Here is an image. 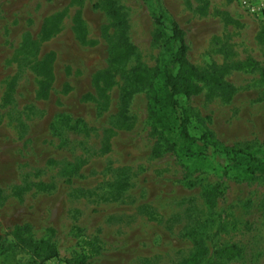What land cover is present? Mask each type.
I'll list each match as a JSON object with an SVG mask.
<instances>
[{"label": "rangeland", "instance_id": "rangeland-1", "mask_svg": "<svg viewBox=\"0 0 264 264\" xmlns=\"http://www.w3.org/2000/svg\"><path fill=\"white\" fill-rule=\"evenodd\" d=\"M116 1L124 63L109 60L105 0H0V264H264V8L159 1L189 61L229 85L179 101L193 136L256 159L233 162L178 135L152 0Z\"/></svg>", "mask_w": 264, "mask_h": 264}, {"label": "trees", "instance_id": "trees-1", "mask_svg": "<svg viewBox=\"0 0 264 264\" xmlns=\"http://www.w3.org/2000/svg\"><path fill=\"white\" fill-rule=\"evenodd\" d=\"M159 1L160 0H152V3L157 8V11L153 13V19L156 27L154 40H160V37H162L165 43L168 46H171L172 51L170 53L169 60L161 66V69L157 68V72L160 74V85L165 92L164 106H167L178 115V135L189 142L202 141L203 147H211L213 151H217L220 155H223L233 162L237 161L239 157H243L245 155L256 160L251 155H248V153H245L242 149H238L233 146L216 147L219 143L211 141L209 135L202 134L200 137H196L190 133V129L188 128L190 126V116L181 105L179 95L189 97L200 92L201 82L207 83L211 81L213 86L215 84L220 89H226L229 85H226V83L219 77H215V79L209 78L213 75L211 72L214 71L199 70L189 61L185 32L175 21L169 23V26L165 24V18L160 12L161 10L158 8L160 4ZM103 10L105 12V16L109 19L110 26L113 28L112 30L114 35V42L112 43L109 60L111 63H124L131 58L135 50L134 45L130 42L129 37L127 36L126 15L121 11V6L117 5L116 0H105ZM48 35H50L49 31ZM28 41H30L33 45L36 43V40L33 39ZM52 55L53 54L51 53L49 57L51 58ZM48 75H52L51 68L49 69ZM143 78L144 77L138 78V81L136 82L141 86L151 84L150 86L152 87L153 83H151L149 79ZM124 79L125 84L122 87V92L119 96L120 115H124L126 113L128 102L132 95L131 85L134 82L129 79L128 75H126ZM46 90L47 84L45 83L43 91L45 92ZM42 248L43 247L34 246L32 252L36 254L35 256H38V252ZM200 252L205 251L200 250ZM53 254L54 251L49 253L48 257L50 258ZM74 264H84V260L77 261Z\"/></svg>", "mask_w": 264, "mask_h": 264}, {"label": "built area", "instance_id": "built-area-1", "mask_svg": "<svg viewBox=\"0 0 264 264\" xmlns=\"http://www.w3.org/2000/svg\"><path fill=\"white\" fill-rule=\"evenodd\" d=\"M242 5L251 13L256 12L258 8H264V2L253 3L250 0H242Z\"/></svg>", "mask_w": 264, "mask_h": 264}]
</instances>
